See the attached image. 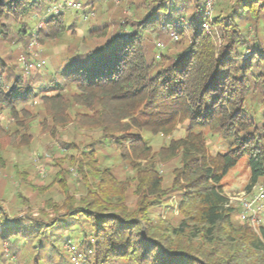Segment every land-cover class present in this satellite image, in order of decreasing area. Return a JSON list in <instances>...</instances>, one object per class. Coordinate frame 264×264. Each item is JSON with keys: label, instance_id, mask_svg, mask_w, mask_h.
<instances>
[{"label": "trees", "instance_id": "1", "mask_svg": "<svg viewBox=\"0 0 264 264\" xmlns=\"http://www.w3.org/2000/svg\"><path fill=\"white\" fill-rule=\"evenodd\" d=\"M58 1L0 0V113L7 109L11 118L8 125L0 118V167L10 148L32 142L34 122L54 136L71 124L88 136L87 143L63 140L76 152L69 160L84 192L69 193L64 167L48 187L28 184L39 196L54 184L67 192L61 203L43 200L55 216L43 207L26 224L0 201V264H15L9 254L17 264H71L64 237L79 242L84 264H264V225L256 232L220 183L245 156L247 189L264 183V0H218L212 35L201 28L204 0H133L125 23L113 19L130 27L129 36L103 20L90 32L92 46L70 48L39 95L34 84L45 77L25 79L16 53L30 56L33 29L25 17ZM182 19L180 41L155 51L143 32L170 38V26ZM67 29L66 14L52 13L37 39L58 41ZM180 125L184 134L174 136ZM143 132L170 139L155 149ZM211 137L225 148L211 152ZM108 148L118 165L104 163L100 152ZM174 160L168 180L157 161ZM126 165L133 175L121 177ZM15 200L28 203L22 194Z\"/></svg>", "mask_w": 264, "mask_h": 264}, {"label": "rangeland", "instance_id": "2", "mask_svg": "<svg viewBox=\"0 0 264 264\" xmlns=\"http://www.w3.org/2000/svg\"><path fill=\"white\" fill-rule=\"evenodd\" d=\"M67 1L68 0H60L57 2V5H62ZM73 1L81 2L83 8L64 9L63 13L66 14V24L68 26L66 33L58 41H48L47 43L42 44L38 40L40 48L39 57L46 60V64L42 69L36 72H28L27 68L23 64V57H25L26 60L29 58H27L26 54L21 56L18 52L16 53L18 56V66L22 69L25 79L33 80L40 74L45 77L43 82L41 81L34 84V89L39 95L48 92L45 88V84L49 81L48 77L67 63V58L71 53L70 48L85 50L92 46L94 41L90 38V32L97 24H100L103 20L108 19L109 23L112 24V31L114 32L130 29L129 26L118 28L113 19L117 17V19H120L122 23H125V16L131 15L134 11L132 5L133 0ZM51 7L52 6L44 9L42 12L32 11L25 17V20L29 22V25L33 29V36L30 38L27 48V53L29 54L32 51L30 48L31 40L34 36L37 37V31L44 27L45 15ZM261 25L264 26V20L261 21ZM18 27L19 24H14V22L11 21L12 30H16ZM143 33L146 40L151 43L154 46L155 51L159 53L166 52L168 47L172 46L176 42L172 41L169 37H161L158 29L155 31L154 28H148L146 32ZM213 37H215L214 39L216 40L217 45L222 43V37L219 32L218 36L213 35ZM83 39L85 41H83ZM158 40L165 43L164 49L161 50L156 46V42ZM19 46L22 45L19 44ZM34 103H40L39 97H36ZM0 118L2 122L7 125L11 121L9 111L7 109L0 113ZM33 124L34 139L32 142L20 148H10L9 151L5 152L3 157L6 161V165L0 167V201L5 203L6 209L11 217H20L26 224H29L32 221V218L39 216L41 208L45 207L43 200L46 197H52V199L57 203L62 202L67 192L62 190L58 184H54L48 190L45 189V192L42 193L41 196H39V193L36 194V192L32 190L31 186L39 185L41 187H48L53 180L54 175H56L58 171H62L61 169H64V167L70 171H67V178L69 179V193L79 196L84 192V187L79 183L80 180L74 181V178L77 179L78 177L74 166L69 160L70 153L76 152L66 149L63 145V140H75L77 142L83 141V143H87L88 141V136L85 137L84 134L76 132L71 124L64 129H60L57 136L51 135L48 131L45 132L41 130L37 127V122H34ZM98 134V132L94 133V135ZM183 134L184 128L180 125L174 132V136H181ZM143 137L145 141L152 145L155 149H158L162 144L170 139L162 133L152 134L149 132H143ZM209 141V149L213 153L225 148V143L219 142L216 137H211ZM100 156H105L103 161L108 165H118L120 163L117 152L113 150V148H108V152L106 153L100 152ZM157 162L161 173H163L166 179L170 180L172 177V169L179 165V161L174 160L170 163H164L161 161ZM61 164H63V166H61ZM118 173L121 177L133 175V171L127 165L124 168H120ZM250 177L251 169L248 164V156H245L238 162L237 165H235L222 177L220 183L223 187V192L226 195H231L243 189H247ZM28 184L32 185L29 186ZM21 194L28 197V203L24 204L21 201L15 200V197L18 195L20 196ZM22 199L23 198H21V200ZM170 201L171 205L174 206V209L176 210L178 199L173 197ZM12 207L16 210L15 212L12 211ZM45 209L50 211V208L48 207H45ZM175 212L177 213V211ZM51 216H55V214L51 212ZM74 234L75 231L72 228L67 232L68 236ZM80 234L81 237H83L81 231ZM78 239L81 238L78 237ZM5 248H8L6 244ZM64 249L67 251L66 248ZM9 258L13 260L15 264L19 262V260L16 261L17 259L14 258L12 254H9Z\"/></svg>", "mask_w": 264, "mask_h": 264}, {"label": "built area", "instance_id": "3", "mask_svg": "<svg viewBox=\"0 0 264 264\" xmlns=\"http://www.w3.org/2000/svg\"><path fill=\"white\" fill-rule=\"evenodd\" d=\"M217 1L218 0H204V20L202 21L201 28L211 35L214 33L212 19ZM65 8L82 9L83 7L81 2L68 0L62 5H57V3L52 5L45 16L52 13L63 12ZM183 27L184 19L173 23L170 26L169 36L172 41H178L181 38L180 31ZM119 33L125 35L126 37L129 36L128 30H122ZM30 44V48L32 50L30 52L31 55L27 57L29 58L28 60L23 57V64L27 68L28 72H36L44 67L46 60L39 57L40 48L36 36L32 38ZM156 46L162 50L165 48V43L158 40L156 42ZM226 196L228 197L229 204L235 203L241 206L242 217L248 219L254 230L260 233L261 226L264 225V183H256L250 189H243L237 193ZM62 243L64 248L67 249L71 264H84L87 261V254L80 249L78 241L64 237L62 239ZM6 250L8 251V248H6Z\"/></svg>", "mask_w": 264, "mask_h": 264}]
</instances>
